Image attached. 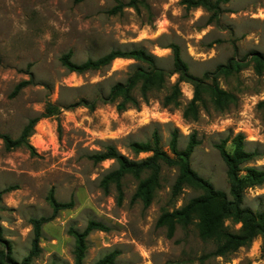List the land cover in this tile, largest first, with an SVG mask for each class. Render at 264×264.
<instances>
[{"label":"rangeland","instance_id":"1","mask_svg":"<svg viewBox=\"0 0 264 264\" xmlns=\"http://www.w3.org/2000/svg\"><path fill=\"white\" fill-rule=\"evenodd\" d=\"M117 1L131 0H0V134L17 139L27 121L39 116L47 101L68 105L79 100L107 96L110 88L124 82L135 66L117 60L109 67L82 75L70 74L59 64L71 52L76 64L96 60L112 50L143 49L158 58L159 66L171 69V45H177L189 72L195 77L213 73L230 59L241 68L217 78L219 88L236 103L217 112L208 98L196 121H186L182 108L192 99L193 88L180 83L179 107H162L168 88L177 76L148 95L147 103L123 112L116 104H98L93 110H62L58 117L40 120L28 139L34 154L25 148L6 151L0 139V227L10 245L12 259L19 263L31 250V219L49 217L50 194L72 207L59 212L42 227L39 255L31 264H73L74 240L69 229L83 231L89 221H98L108 232H92L86 239L84 264H93L117 252L114 264H264V239L223 258L210 254L212 241H202L196 222L177 226L172 238L157 227L159 216L186 204L200 191L184 186L177 198L171 189L176 167L161 166L160 187L149 206L132 201L138 181L130 175L121 181L120 201L114 186L104 192L102 178L116 168L112 161L94 164L90 157L112 146L129 160L132 143L145 144L156 135L160 148L170 157L169 144L177 132V150L183 151L194 137L197 142L190 166L213 187L228 194L226 167L217 146L242 134L246 149L264 150V121L257 104L264 101V72L256 76L251 58L264 55V0H231L221 7L218 23H208L209 14L190 9L182 0H136L138 10L125 8L112 15ZM32 84L13 95L22 81ZM189 89V91H188ZM138 97V87L132 91ZM231 151V143L225 145ZM264 168V157L254 162ZM146 174L141 176L145 178ZM244 206L264 211V186L245 193ZM230 232L239 225L225 223Z\"/></svg>","mask_w":264,"mask_h":264},{"label":"trees","instance_id":"2","mask_svg":"<svg viewBox=\"0 0 264 264\" xmlns=\"http://www.w3.org/2000/svg\"><path fill=\"white\" fill-rule=\"evenodd\" d=\"M82 1V0H77ZM231 0H182V3L190 9L201 8L209 14L208 23H218L222 13L221 7L227 5ZM137 2L131 0L127 4L117 1L116 6L110 10L115 15L125 8L138 10ZM171 51V69L164 70L159 66L157 57L143 49H131L128 51L112 50L96 60H86L76 64L72 61L71 52H67L59 58L60 66L70 74L82 75L88 72H97L109 67L115 60H130L135 66L129 71L124 82L115 83L109 90L107 96L97 95L92 100H79L77 102L60 105L47 101L43 112L27 121L17 139H11L7 135L0 134L3 147L10 152L25 148L32 155L33 148L28 139L34 132V127L42 119L58 117L62 110L75 108H86L93 110L96 105L115 103L116 109L123 112L128 108L137 109L141 102L147 103L148 95L157 89H161L166 80L176 75L177 81L168 88V94L162 101V107H179L181 92L180 83L189 84L193 88L192 99L182 108V117L186 121H196L200 107H205L204 98H208L213 108L219 112H225L230 105L235 104L236 98L224 91L217 85L220 75H229L241 68L239 63L230 59L226 65H220L213 73H205L202 77H195L189 72V67L182 58L177 45L169 47ZM253 70L256 76H262L264 72V55L254 54L251 58ZM32 84V79L20 82L14 89L13 95ZM138 87V97L132 95V91ZM257 109L264 121V101L257 104ZM231 143V151H227L225 145ZM242 134L227 138L216 148L221 160L226 167V179L228 183V194L216 190L213 185L198 176L190 166V157L197 146L194 137L190 136L183 151L177 150V132H173L169 151L172 157L160 148L159 138L154 135L149 143H132L130 149L135 155L142 153L150 154L149 157L133 161L122 156L116 148L106 146L103 150L95 152L90 159L94 164L112 161L116 168L109 171L101 180V188L108 191L109 186H114L118 192L117 201H120L121 181L126 175H130L138 181V185L132 197V201H140L144 206H149L154 193L160 187L161 166L176 167L177 177L171 189L172 198H177L184 186L200 191V195L190 199L180 208L163 212L158 220L157 227L164 228L167 238H172L177 226L186 228L196 222L198 236L202 241H212L215 249L210 256L223 258L237 252L240 248L248 247L255 239H264V211L254 212L244 206L245 193L248 190L264 186V168L255 167L254 162L264 157V150L254 147L246 149ZM146 177L141 179V176ZM3 192H0V201ZM51 208L49 217L31 219L33 240L31 250L21 262H15L10 254V245L3 240L0 227V264H31L38 257L40 249L38 246L41 239L42 227L53 220L56 215L72 207V203H59L52 194L48 197ZM230 221L239 225L236 232H230L225 223ZM108 227L98 221H89L83 231L79 232L69 229L68 234L74 240L73 264H84L87 251L86 239L92 232H108ZM117 252H112L93 264H114Z\"/></svg>","mask_w":264,"mask_h":264},{"label":"bare ground","instance_id":"3","mask_svg":"<svg viewBox=\"0 0 264 264\" xmlns=\"http://www.w3.org/2000/svg\"><path fill=\"white\" fill-rule=\"evenodd\" d=\"M117 60H115V61H113V62H116ZM188 91H189V89H188Z\"/></svg>","mask_w":264,"mask_h":264}]
</instances>
